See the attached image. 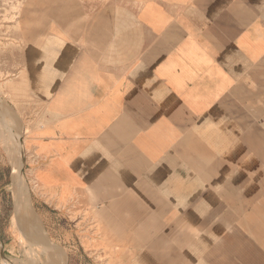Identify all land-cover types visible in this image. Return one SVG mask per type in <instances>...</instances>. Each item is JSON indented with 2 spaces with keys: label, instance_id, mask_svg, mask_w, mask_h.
I'll use <instances>...</instances> for the list:
<instances>
[{
  "label": "crops",
  "instance_id": "crops-1",
  "mask_svg": "<svg viewBox=\"0 0 264 264\" xmlns=\"http://www.w3.org/2000/svg\"><path fill=\"white\" fill-rule=\"evenodd\" d=\"M16 15L0 140L31 112L24 170L54 217L90 226L116 264H264V0H24Z\"/></svg>",
  "mask_w": 264,
  "mask_h": 264
},
{
  "label": "rangeland",
  "instance_id": "rangeland-1",
  "mask_svg": "<svg viewBox=\"0 0 264 264\" xmlns=\"http://www.w3.org/2000/svg\"><path fill=\"white\" fill-rule=\"evenodd\" d=\"M23 1L0 0V7L7 8L6 14L2 10L5 15L0 21V68L8 65L10 71L18 65L15 60V50L19 47L16 14ZM13 77L12 72H1L0 82ZM22 96L27 100L25 93ZM3 101L6 103V98ZM30 119V111L18 118L19 127L9 119L7 130L2 133V143L0 140V264H116L111 245L105 244L95 230L88 234L90 226L80 229L74 227V219L54 217L55 212L38 199L30 172L24 170L25 157L19 140L21 135L26 137L30 133L24 131L25 122L29 123ZM26 128L30 131V127ZM15 129L18 134L12 132ZM14 168L19 171L14 172ZM16 178L25 185L19 192ZM47 212L52 217L49 221L44 217ZM48 222L53 228L49 229ZM37 235L45 241H39Z\"/></svg>",
  "mask_w": 264,
  "mask_h": 264
},
{
  "label": "bare ground",
  "instance_id": "bare-ground-1",
  "mask_svg": "<svg viewBox=\"0 0 264 264\" xmlns=\"http://www.w3.org/2000/svg\"><path fill=\"white\" fill-rule=\"evenodd\" d=\"M19 171V168H14V172H18ZM16 185H17V192H19L23 187H24V184L23 183H19V181H17V178H16ZM17 207H18V200L16 202V213H17ZM23 230L25 231V229L23 228ZM39 241H43L41 238L39 237H36ZM7 262V261H6ZM9 263V262H7Z\"/></svg>",
  "mask_w": 264,
  "mask_h": 264
},
{
  "label": "water",
  "instance_id": "water-1",
  "mask_svg": "<svg viewBox=\"0 0 264 264\" xmlns=\"http://www.w3.org/2000/svg\"><path fill=\"white\" fill-rule=\"evenodd\" d=\"M0 240H1V238H0Z\"/></svg>",
  "mask_w": 264,
  "mask_h": 264
}]
</instances>
